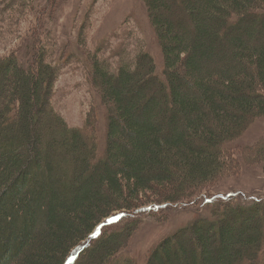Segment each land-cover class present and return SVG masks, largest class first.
Instances as JSON below:
<instances>
[{
	"label": "trees",
	"instance_id": "trees-1",
	"mask_svg": "<svg viewBox=\"0 0 264 264\" xmlns=\"http://www.w3.org/2000/svg\"><path fill=\"white\" fill-rule=\"evenodd\" d=\"M29 1L0 0V42ZM146 3L164 75L146 49L119 67L90 55L106 140L96 108L85 127L57 108L62 61L40 31L0 55V264H139L123 254L144 215L198 203L240 167L232 145L264 117V0ZM254 150L264 161V140ZM210 204L148 264H264V199Z\"/></svg>",
	"mask_w": 264,
	"mask_h": 264
},
{
	"label": "rangeland",
	"instance_id": "rangeland-1",
	"mask_svg": "<svg viewBox=\"0 0 264 264\" xmlns=\"http://www.w3.org/2000/svg\"><path fill=\"white\" fill-rule=\"evenodd\" d=\"M32 1L36 2V8L29 7L25 15L18 13L22 20H18L21 26L17 25V34L11 33L10 16H3L4 20H8L1 23L4 37L0 42V55L5 56L25 47L26 40L40 31L44 43L54 53L52 60L62 61L63 75L58 82L57 108L78 127L87 126L86 119L96 108L101 121L100 134L106 140L107 110L90 75V68L93 67L90 55H100L109 59L112 66L119 67L123 59H133L140 49H146L155 55L159 71L164 75L166 56L146 0L29 2ZM54 1L60 2L56 4ZM44 8H48V14L43 17L42 23L40 17ZM44 24L47 25L45 30ZM62 56L66 58L62 59ZM251 126L245 136L232 145L235 146L233 157L238 162L235 164L240 167H234V172L221 177L198 203L180 204L162 213L144 215L140 228L123 254L125 258H136L139 264H148L154 250L167 237L200 218L213 216L214 206L210 203L218 198L240 197L244 202L264 199V161L251 157V154L257 156L259 152L254 150L248 154L249 151H246V147L256 148L264 140V117Z\"/></svg>",
	"mask_w": 264,
	"mask_h": 264
},
{
	"label": "snow or ice",
	"instance_id": "snow-or-ice-1",
	"mask_svg": "<svg viewBox=\"0 0 264 264\" xmlns=\"http://www.w3.org/2000/svg\"><path fill=\"white\" fill-rule=\"evenodd\" d=\"M113 222H115V221H113Z\"/></svg>",
	"mask_w": 264,
	"mask_h": 264
}]
</instances>
